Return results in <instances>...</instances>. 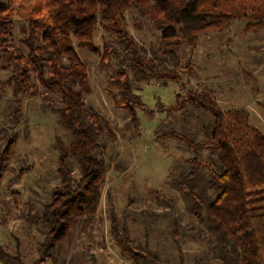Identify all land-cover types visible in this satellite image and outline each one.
I'll use <instances>...</instances> for the list:
<instances>
[{
  "label": "rangeland",
  "instance_id": "374dc122",
  "mask_svg": "<svg viewBox=\"0 0 264 264\" xmlns=\"http://www.w3.org/2000/svg\"><path fill=\"white\" fill-rule=\"evenodd\" d=\"M150 14V3L141 0L125 12L124 30L143 56L159 57L155 63L159 74L166 77L154 75V80L145 83L136 82L132 75L128 78L142 103L134 106V116L116 103L123 101L122 80H127L130 68L101 60L114 46L116 35L97 33L94 43L99 52L76 48L88 73V88L82 89L84 101L107 118L113 132L112 138L100 137L109 168L94 214L76 220L52 255L42 256L37 263L46 232L41 214L60 183L59 147L68 149L69 135L52 109L58 96L51 94L46 99L40 91L14 100L9 85L14 67L0 59V127L9 125L10 102H17L19 109L21 105L19 121L9 131L15 133L9 159L0 173V245L25 263L132 264L113 239V227L119 235L125 232L140 253L155 255V264L219 263L213 258L214 235L172 183L186 168L185 159L193 156L183 137L196 144L202 139L201 126L211 119L186 94L209 92L221 109L245 108L250 122L264 133V28L236 18L226 28L200 34L192 46L184 43L174 48L172 58L164 50L175 40H166ZM18 24L20 17L16 16L12 28L16 45ZM13 48L8 49L14 52ZM171 130L173 135L166 134ZM65 153L72 173L78 176L74 156L68 150ZM0 264L14 263L0 259Z\"/></svg>",
  "mask_w": 264,
  "mask_h": 264
},
{
  "label": "trees",
  "instance_id": "16d2710c",
  "mask_svg": "<svg viewBox=\"0 0 264 264\" xmlns=\"http://www.w3.org/2000/svg\"><path fill=\"white\" fill-rule=\"evenodd\" d=\"M145 1L150 3L155 26L166 40H175L174 45L164 50L172 58L174 48L184 43L192 46L200 34L226 28L236 18H245L254 26L264 28V0ZM140 2L0 0V59L14 67L9 78L12 98L21 100L40 91L46 99L47 95L58 96L59 102L52 109L69 135L68 149L59 147L57 171L61 179L43 207L41 217L46 232L40 242L42 252L34 263L52 255L54 246L66 237L76 220L94 214L109 168L100 137L112 138L113 132L107 118L84 101L82 89L88 88V73L76 48L90 47L99 52L94 43L97 33L116 35L114 40L120 48L114 43L107 50L110 56L105 51L101 60L115 61L118 68H130L127 80H122L125 82L122 85L125 90L120 94L123 101L116 102L130 117L134 116V106L142 103L139 95L132 92L135 86L128 78L132 75L136 82L145 83L154 80V75L166 77L159 74L155 63L154 58L159 57L143 56L124 30L125 12ZM16 16L20 17L19 45L14 44L12 32ZM12 45L14 52L8 49ZM186 97L195 107L208 112L211 119L201 126L202 139L196 144L183 137L192 147L193 156L185 159L186 168L172 183L186 197L191 212L202 218L214 235L213 258L219 262L215 264H264V133L250 122L245 108L221 109L209 92L187 91ZM18 106L17 102H10L9 108L13 111L6 120L9 125L0 127V173L14 142L15 133L9 131L18 123L19 113L21 116V105L20 109ZM203 149L205 154L201 155ZM67 150L78 164V176L69 167ZM112 232L113 239L132 264H155L156 256L150 251L151 255L147 251L140 253L137 247L131 246L134 242L125 232L119 235L114 227ZM0 259L28 264L2 245Z\"/></svg>",
  "mask_w": 264,
  "mask_h": 264
}]
</instances>
